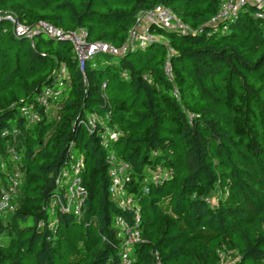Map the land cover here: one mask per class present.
Masks as SVG:
<instances>
[{
  "label": "trees",
  "instance_id": "16d2710c",
  "mask_svg": "<svg viewBox=\"0 0 264 264\" xmlns=\"http://www.w3.org/2000/svg\"><path fill=\"white\" fill-rule=\"evenodd\" d=\"M222 1L0 0V12L26 25L85 29L89 42L116 48L138 14L158 5L202 27L184 34L151 25L152 41L122 56L97 53L81 71L70 42L39 34L32 47L10 23L0 25V191L8 174L20 175L15 210L0 218V264H123L112 221L132 225L135 214L110 197L109 151L129 166L128 192L140 209L128 264H264V17L247 4L235 19L204 26ZM46 90L59 91L47 109L37 102ZM24 107L39 120L29 123ZM91 113L119 132L108 149L105 129H87ZM10 129L15 140L2 136ZM79 159L83 215L52 217L56 180ZM158 168L169 178L144 193Z\"/></svg>",
  "mask_w": 264,
  "mask_h": 264
},
{
  "label": "built area",
  "instance_id": "2783aa9c",
  "mask_svg": "<svg viewBox=\"0 0 264 264\" xmlns=\"http://www.w3.org/2000/svg\"><path fill=\"white\" fill-rule=\"evenodd\" d=\"M247 4L254 6L258 10V13L255 14L257 18L264 17V0H223L217 14L204 26L215 27L223 21L235 19L239 10ZM5 22L10 23L11 31L16 37L28 39L31 42L32 47H34V39L39 34L70 42L81 71H83L84 63L97 53H108L114 56H122L126 51L132 50L138 46H144L152 41L155 37H153L148 31V28L151 25L184 34H197L202 30V27L190 28L172 13V11L160 5L152 10L138 14L135 26L132 28L127 41L121 48H116L106 43L89 42L88 33L85 29L63 31L45 22H39L36 25L29 26L20 22L12 14L0 12V25ZM137 30H140V32H137ZM134 40H136L137 43H133ZM167 53V57H169V55L172 54V50L169 49ZM62 71L64 72V69ZM164 74L168 81H174L168 59L164 66ZM173 90L174 95L177 97L176 88ZM58 94L59 91L54 92L52 90H46L45 93L37 99V102L40 106L47 109L49 107L48 97H55ZM21 113L29 123H34L39 120L38 113L31 107L22 108ZM86 120L87 129L89 131L94 130L97 126L105 129V132L101 135L102 146L104 149L109 148L111 141L117 140L119 132L116 130L112 131L106 126L108 120L107 117H100L95 113H91L87 116ZM17 134L18 132L16 129L5 130L2 132V136L11 135L14 140ZM6 153L12 161H19V156L15 148L7 146ZM106 163L109 166L108 175L111 181L109 194L111 199L117 203L120 209L130 210L135 214V223L132 225L119 216H115L112 221V228L116 231L117 237L121 240L123 245L121 253L122 263L128 264L132 261L134 245L139 242L140 239V233L137 228L140 209L133 204L132 194L128 192V186L131 182V175L128 170L129 166L123 162L117 161L113 151L108 152ZM82 167V160H76L71 163L68 170L62 171L59 175L56 183L60 187L61 192L53 196L48 203L50 216L53 217L59 213H67L72 214L78 220L82 217L83 208L88 198V191L84 187L82 180ZM1 168L3 169V165H1ZM169 176L170 173L161 168L152 171L150 176L145 180L143 187L144 193H148L149 185H158L167 180ZM19 182L20 175L18 171L8 174V184L0 191V218L15 210L12 201L19 187ZM207 202L213 204L215 201L207 199ZM55 223V219L50 220L48 226L53 228ZM223 259L224 258L221 259L222 261L220 264H232Z\"/></svg>",
  "mask_w": 264,
  "mask_h": 264
},
{
  "label": "rangeland",
  "instance_id": "374dc122",
  "mask_svg": "<svg viewBox=\"0 0 264 264\" xmlns=\"http://www.w3.org/2000/svg\"><path fill=\"white\" fill-rule=\"evenodd\" d=\"M137 32H140V30H137ZM133 43H137V41H136V40H134V41H133Z\"/></svg>",
  "mask_w": 264,
  "mask_h": 264
}]
</instances>
